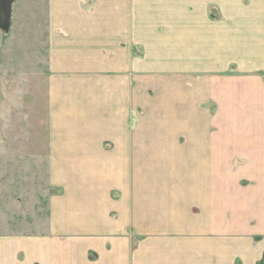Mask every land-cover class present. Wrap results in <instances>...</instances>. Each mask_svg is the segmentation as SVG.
<instances>
[{
  "label": "crops",
  "instance_id": "0c3cea01",
  "mask_svg": "<svg viewBox=\"0 0 264 264\" xmlns=\"http://www.w3.org/2000/svg\"><path fill=\"white\" fill-rule=\"evenodd\" d=\"M26 2L0 62L21 98L0 103V207L45 224L0 234V264H262L264 0Z\"/></svg>",
  "mask_w": 264,
  "mask_h": 264
},
{
  "label": "rangeland",
  "instance_id": "374dc122",
  "mask_svg": "<svg viewBox=\"0 0 264 264\" xmlns=\"http://www.w3.org/2000/svg\"><path fill=\"white\" fill-rule=\"evenodd\" d=\"M27 0H13L12 3V9L11 10H15V12L17 11V9H21L23 7H25L27 5ZM16 16V20L15 22L20 23L22 19L20 15H18L17 13H15ZM2 25H0V62L1 59L5 56H7V51H8V44L9 41L8 39L10 38L9 32H10V26H11V16L10 19L7 23H1ZM4 24V25H3ZM20 27V26H19ZM15 32V31H14ZM13 32L12 35H15V33ZM25 49V47H24ZM25 50L22 52L24 53ZM7 64V62H6ZM6 81L8 80H1L0 81V96L2 97L1 102L3 105L4 104H8L6 102V96H11L12 95V101L15 103H19V106L21 104L20 100L21 98L19 97L20 93H14L11 92L9 93V88L6 85ZM15 83V81H14ZM2 108H4L2 106ZM21 120H19L20 122ZM26 130V132H25ZM33 128L28 127L27 125H25V127L23 125H19L15 126V129L12 130L11 128H7L6 130H3L2 135L4 136V138H6V144L7 147H9L10 145H13L15 148L18 144H24V142L22 141H13L12 138L14 137V135H18V136H24V137H28V135H31L33 133ZM10 136V137H9ZM11 138V139H9ZM5 140V139H4ZM9 140H11V144H9ZM22 142V143H21ZM4 159H8V158H3ZM13 158V162L14 165L17 164L18 167L20 168H25L27 169L28 167H31L30 162H34L31 160H23V159H16ZM24 186L20 185L18 187V190L23 189ZM57 190L50 188L49 190V195L51 194H55ZM20 193L25 194L26 195V207H23L24 210H28L30 211V209H32V206L35 205L36 209L37 207H39L40 201H42V205H45V197L43 198H35L36 197V192L32 189V188H28L27 190H22L20 191ZM3 202H1V207H0V211H1V216H0V234H4L7 236L14 235L15 237H19V236H29L31 235L33 232H37L40 231L41 229H43V225L45 224V221L43 220V218H36V217H29L27 219H24L23 217L20 218V220H14V214L15 213V207L14 205L11 203L10 199L8 198V195L6 196V198H4V200H1ZM33 204V205H32ZM14 207V208H13ZM38 210V209H37ZM33 214V213H32ZM12 217H11V216ZM34 215V214H33ZM174 249H176V247H173ZM179 251L177 253V255L179 256V260L182 262L183 258H184V253L185 251L183 249H185V244L183 245L182 243L179 244L178 246ZM175 259H177V257Z\"/></svg>",
  "mask_w": 264,
  "mask_h": 264
},
{
  "label": "water",
  "instance_id": "95a60500",
  "mask_svg": "<svg viewBox=\"0 0 264 264\" xmlns=\"http://www.w3.org/2000/svg\"><path fill=\"white\" fill-rule=\"evenodd\" d=\"M13 0H0V25L7 23L11 16ZM3 24V25H4Z\"/></svg>",
  "mask_w": 264,
  "mask_h": 264
},
{
  "label": "trees",
  "instance_id": "16d2710c",
  "mask_svg": "<svg viewBox=\"0 0 264 264\" xmlns=\"http://www.w3.org/2000/svg\"><path fill=\"white\" fill-rule=\"evenodd\" d=\"M264 263V261H262V264Z\"/></svg>",
  "mask_w": 264,
  "mask_h": 264
}]
</instances>
